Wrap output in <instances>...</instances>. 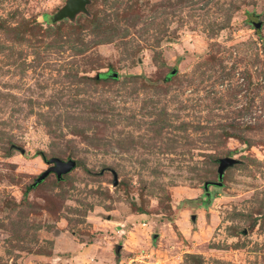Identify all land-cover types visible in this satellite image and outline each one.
Wrapping results in <instances>:
<instances>
[{
  "label": "rangeland",
  "instance_id": "rangeland-1",
  "mask_svg": "<svg viewBox=\"0 0 264 264\" xmlns=\"http://www.w3.org/2000/svg\"><path fill=\"white\" fill-rule=\"evenodd\" d=\"M66 2L0 0V264H264V0Z\"/></svg>",
  "mask_w": 264,
  "mask_h": 264
},
{
  "label": "water",
  "instance_id": "water-1",
  "mask_svg": "<svg viewBox=\"0 0 264 264\" xmlns=\"http://www.w3.org/2000/svg\"><path fill=\"white\" fill-rule=\"evenodd\" d=\"M91 4V0H67L66 5L60 9L54 16V22H61L66 19L71 21L79 14H88V5ZM261 24H257L256 28H260ZM218 182H206L204 184V190L208 193L210 186L222 187L223 178L227 169L238 164L235 158L227 157L218 160ZM50 167L43 172L33 184V187L44 182L51 174H55L57 179L61 181L64 176L70 174L77 168V161L74 159L62 160L59 158H52L48 161ZM114 173V186H118L119 179L115 172Z\"/></svg>",
  "mask_w": 264,
  "mask_h": 264
},
{
  "label": "trees",
  "instance_id": "trees-1",
  "mask_svg": "<svg viewBox=\"0 0 264 264\" xmlns=\"http://www.w3.org/2000/svg\"><path fill=\"white\" fill-rule=\"evenodd\" d=\"M81 17L84 18V20L89 23L88 29L93 34H97V35L107 34L111 30H114V28L111 29V27L113 25L112 24H109L106 18L99 17L96 14L95 15L94 14L91 15L88 12V14H81ZM75 22L76 23H74V22L71 23L72 30H74V31H77V30L80 31L81 30L82 31V30L85 29L86 26L82 25L80 21L77 22V20H76ZM102 76L105 77V76H107V74H104ZM227 137L228 138H235V136H231L230 134H227ZM193 257H195V256H193Z\"/></svg>",
  "mask_w": 264,
  "mask_h": 264
}]
</instances>
